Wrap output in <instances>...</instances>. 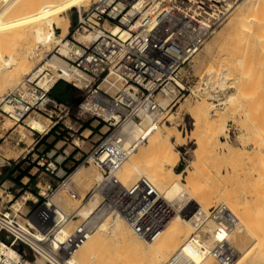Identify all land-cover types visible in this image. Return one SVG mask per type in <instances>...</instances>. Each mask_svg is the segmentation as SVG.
Returning <instances> with one entry per match:
<instances>
[{"label":"built area","instance_id":"2783aa9c","mask_svg":"<svg viewBox=\"0 0 264 264\" xmlns=\"http://www.w3.org/2000/svg\"><path fill=\"white\" fill-rule=\"evenodd\" d=\"M239 3L240 0H95L89 8L79 11L75 33H94L96 38L88 43L75 37L65 39L68 56L61 55L59 47L57 55L48 59V54L46 61L1 98L0 124L10 121L29 128L27 119L45 118L52 123L47 125L46 135L51 133L63 118L73 116V103L52 96L63 83L67 92L74 91L80 98L78 115L83 120L92 119L108 127L83 161L84 165L99 169L102 179L82 198L73 173L59 177V163L40 161L38 165L45 169V177L37 182L35 195L24 187H2L0 264H22L30 260L29 252L35 262L41 259L45 264H75L77 252L100 224L116 218L124 219L143 239L155 241L161 237L177 209L147 177L131 185L119 178V168L146 141L144 137L131 139L124 126L141 124L150 118L156 127L178 101L189 92L195 95L190 84L194 58ZM55 56L65 62L66 72L49 63ZM76 73L87 76L89 83L82 86L77 79L69 77ZM109 76L112 79L108 81ZM171 85L175 88L174 97L164 105L159 96L168 97L167 89ZM205 87L206 82L198 91L201 95L205 94ZM2 130L3 127L0 141L5 139ZM18 165L16 160H5L7 167ZM53 177L58 181L52 182ZM59 192L83 203L99 195L101 202L84 217L78 210L64 211L54 199ZM26 194L33 199H25L22 207L15 209V203ZM29 202L34 203L33 211L24 213L22 209L29 208ZM75 220L78 223L69 229ZM207 220L223 226L239 224V218L225 204L212 207ZM201 227L165 264H197L189 249L205 239ZM211 253L219 264H233L236 257L228 239L218 241Z\"/></svg>","mask_w":264,"mask_h":264},{"label":"rangeland","instance_id":"374dc122","mask_svg":"<svg viewBox=\"0 0 264 264\" xmlns=\"http://www.w3.org/2000/svg\"><path fill=\"white\" fill-rule=\"evenodd\" d=\"M93 1L94 0H92L90 5L93 3ZM253 2H257V0H254ZM0 3L1 9L4 5V2L0 0ZM87 8H82L79 10L78 8L67 7L65 11H62L61 15H67L70 19L69 33L67 35L68 38L65 37V39H70L73 37L77 39L80 34L75 33L79 11L83 12ZM263 15L264 14L262 12V17ZM232 19L233 16H231V18L228 19L229 21L227 20L226 23L204 43L200 52L194 58L190 68V72L192 74L190 84L192 85L191 90L195 92V95L192 94V92H189L185 98L178 101L176 105L171 110H169L166 117L159 120L158 126L165 131L171 132V134L176 137L173 140H177L175 147L179 152L180 158L175 170L177 172H184V176L181 180L185 184L193 186L195 183L194 181L193 183L188 184L189 174L186 172L187 170L192 169L190 163L192 161L193 164L198 165V169L201 171V174L206 176L210 180L211 184H213L216 188V190L213 188V194L216 191V194H214L215 196L220 197V193H222V196L233 199L232 206L228 207L237 215L240 223L243 225L244 231H242L241 235L244 239H239V235L236 233L235 236L233 235L234 239L232 236L230 237L231 239H229V241L232 247H234V243L237 249L241 247L239 250L243 254V261H245L244 263L264 264V260L258 258L255 253H247L253 246L254 240L251 238L250 230L248 227H246L252 224L254 225V223L257 224V218L259 220L260 215L261 217L264 216V37H260L261 39H258L259 36L257 37L258 34L256 32L252 33L254 36L252 34L249 35L251 38L255 37L250 39L248 35L246 36L244 33L242 34L239 32L242 35L237 33V37L239 36L240 39L247 37L245 41L247 42L248 40L249 42L247 44L250 45H246L244 47L246 44L245 43L244 45L242 44L243 47L240 48V40L238 39L237 41L236 36V38H234V36L233 38L227 37L228 39L221 41V43L212 50L211 55H208L207 51L210 44L212 43V40L217 36V34L225 29L226 25H228ZM262 25H264V23ZM262 25H259V27L262 28ZM261 28H259L257 31H262L264 26L263 29ZM13 31L14 29L10 32ZM57 32L59 36L61 35L62 30H58ZM261 34L259 33L260 36ZM4 37L9 39V36ZM6 38L4 39L6 40ZM17 38L15 37V39ZM19 40L15 41L18 42ZM11 41L9 42L6 40L5 44L6 47H9L11 43V51L14 49L17 50L18 47L20 48L21 44L24 46L22 40V42L19 41L18 43ZM236 41L238 43H236ZM245 41L243 39L242 43ZM7 42H9L8 45ZM29 43H31V41H29ZM17 44L18 47L15 48ZM12 48L14 49L12 50ZM41 48H36L38 51L37 55H31L32 59L30 58V61L33 63V67L35 68L43 61H46L48 54H50L48 59L54 55H57L56 53L58 49L55 48L54 45L51 49ZM40 50H42V52ZM238 51L239 53L237 54ZM39 53L41 55H38ZM234 55H236V57H234ZM39 56H41L43 60L40 59ZM239 57L244 59V62L241 60L243 65L241 62H239V64L241 63L240 65L238 63L236 64L235 61ZM242 58H239V61ZM210 69L215 71V75L211 77L209 75ZM224 72H229L230 74L228 77V85L233 86L231 92L235 90V86L239 84L242 85L244 82V93L242 95L239 94L238 100L232 104H222L217 106L220 102L218 103V101L215 99H211L210 96H213V94H219L216 91H221L219 82L222 79ZM204 82H206V85L209 83L210 93L201 95V93L198 91L200 90L201 86L204 85ZM64 88L65 86L63 83H61L55 89L52 96L55 98H63L73 103V116L71 119L67 117L63 118L51 133L46 135L45 132L42 135H38L31 131L27 126L14 125L10 121H7L5 125L0 124V128H4V130L1 131V134L5 136V139L0 141V196L3 195L4 188L11 187L13 183H15L16 188L19 189L24 187V190H28L35 195L34 192H38L35 184L41 178L45 177V169L38 165V162L40 161L43 163H46L47 161L59 163V177H63L66 172L68 174L74 173L80 166H85L90 170H92V168L93 170H99L94 165H84L83 161L87 154L91 151L92 147L96 145L102 138V135L108 131V127H105L104 124L99 125L97 121L92 119L89 121L83 120V118L78 115V103L80 98L76 96V92L74 91L64 93ZM6 91H4L1 95L4 96L11 90ZM3 96H1V98ZM224 96H226V94ZM224 96L222 95V97ZM162 98L165 97L159 96V100ZM203 99H205L209 104L216 105V107L212 108L214 112H211L213 117L210 122H207L199 111V105L202 101H204ZM215 111H218V116H214L216 113ZM197 118L201 119L199 127L194 126ZM42 120L46 122L47 125H52V123L45 118ZM218 120L225 122L226 131L220 133L219 141H216L213 134H218L220 129L218 126H215L213 122H217ZM94 127H97V129ZM7 130L9 131L7 132ZM178 135H180L179 139L177 138ZM198 139H200L205 146L203 156L200 161L196 159L194 153V150L198 147L196 144ZM147 143L148 140H146L143 145ZM226 143H229L236 148L238 156L236 155L237 157H233L234 159L228 157L225 145ZM43 156L46 157L45 160L41 159ZM6 159L16 160L19 162V167L12 171V167L5 166ZM34 160H36V162H33ZM26 177L31 178L30 182H28L29 180ZM51 181L57 182L58 178L53 177ZM24 182H28V185L24 186ZM196 182L199 183V181ZM76 184L82 198H84L86 194L96 185L94 182L90 183L83 180L76 181ZM217 190L220 191L218 194ZM23 194L24 191L18 194V198H20L19 196ZM209 195L213 196L211 193ZM215 196H213V203H210L208 205L209 207H207L208 212L212 207L219 204H224V202H217ZM29 197L33 199L31 195ZM54 199L61 205L62 209L68 213L77 211V209L80 208L82 204L87 202L84 201L83 203L81 201H74L65 192H59ZM29 206V208L24 207L22 211L24 213H27L28 211L32 212L34 203L29 202ZM240 206L241 208H239ZM242 207L243 210L244 208L247 210L244 211L250 213V216H246L247 213H245L243 217H251L252 222L251 218L248 217V219L252 224L248 223L249 221L246 225L244 224L245 220H248L245 219L246 217L242 218L244 219L243 221L241 220L239 215L242 216ZM234 209H236V211ZM185 210L187 212L188 206ZM23 220L24 219H21V221ZM259 221H261V219ZM77 223L78 222L76 220L72 221L68 228L70 229ZM205 223L202 224L201 232L204 234V238L206 240H211L212 234L210 231L212 226L210 225L212 223L210 224L208 221ZM245 233H247V235H245ZM236 238H238V240H236ZM235 240L237 241V244ZM216 243L217 242H215L214 245ZM182 244L183 243L181 242V245L173 250L174 253L183 246ZM26 252H29V250H26ZM174 253L171 252L168 259ZM29 257L30 260L26 261L35 262L30 252ZM244 257L246 258L244 259ZM215 261L218 263L216 259Z\"/></svg>","mask_w":264,"mask_h":264},{"label":"bare ground","instance_id":"6f19581e","mask_svg":"<svg viewBox=\"0 0 264 264\" xmlns=\"http://www.w3.org/2000/svg\"><path fill=\"white\" fill-rule=\"evenodd\" d=\"M2 1L4 2V5L0 9V98L1 96H3L1 94L4 91L15 90L23 77L30 74L33 68H35L33 67V63L30 61V58L33 55H37L38 51L36 48L42 47L43 49H51L54 45L55 48L59 47V53L61 55H69V46L65 40V37H67L69 33L70 19L67 15L62 16L61 13L62 11H65L67 7L78 8L79 10H81L82 8H87L92 2V0ZM253 1L254 0H242L239 3V5L231 14V16H233V19L230 20L225 29L217 34V36L212 40V43L210 44L207 51L208 55H211L212 50L216 46H218L221 41H224L229 37L233 38V36L234 38H236L237 33L239 35H242L244 33V35L249 36L252 33L257 32V37L259 36L258 39H261L260 37H264V25H262L264 23V15L262 17V12L264 14V0H257V2ZM94 2L95 0L93 1V3ZM231 16L229 18H231ZM259 25H262V28L259 27ZM259 28L263 29V32H258L257 30ZM13 29L14 31L10 32ZM58 30H62V33L59 36L57 32ZM115 31H117V29ZM239 32L242 34H240ZM261 32L263 35L261 34ZM157 33L160 34L161 31L158 29ZM259 33L261 34V36L259 35ZM10 34L13 36H11ZM3 35L7 37L9 36V39L4 37ZM14 36L17 39H15ZM95 36L96 35L94 33H80L77 37V40L80 42L88 43L93 41L96 38ZM4 38H6V40L9 42L11 41V38V42H17L15 40L20 39L19 41H23L24 46H22V44L20 45L19 43L21 47L19 48L17 44L15 48L18 47V49L16 50L12 48V50H14L11 51V43L9 47L7 46V48L5 46L6 40ZM249 38L252 39L255 37L251 38L249 36ZM238 39L240 40V48L243 47L245 43L246 44L244 45V47L246 45H250L247 44L249 42L248 40L247 42L245 41L247 37L240 39L238 36L237 41ZM243 39L245 41L244 43H242ZM29 41L33 43L31 44L29 43ZM237 41L236 43H238ZM9 42H7V45ZM40 51L42 52V50ZM40 53L38 55H41ZM238 53L239 51L237 52V54ZM39 57L40 59H42L41 56ZM234 57H236V55H234ZM239 58L237 60L235 59L236 64H239L241 60L242 62H244L243 58L240 59V61ZM49 63H54L55 65L62 67L66 72V64L61 57L55 56L52 60L49 61ZM209 75L210 77L215 75V71L213 69H210ZM229 75V72H224L223 77L219 82V87L222 92L219 90V92L216 91L219 94H213V96H210L211 99H215L216 101L220 102L217 106L222 104H232L236 100H238L239 94L242 95L244 93V82L242 83L241 81L240 82L242 83V85L239 84L235 86V90L231 92L233 86L228 85ZM69 77L77 79L79 81L78 83H80L82 86H85L90 81L87 76L80 73L73 74ZM110 79H112L111 76L107 78L108 81ZM114 86L116 88L120 87L119 85ZM209 88V83H207V87H205V94L210 93ZM174 91V86H169V89H167L168 97L162 98L160 102L164 105H167L169 101L174 97ZM225 94L226 96H224ZM222 95L224 97H222ZM203 100L204 101L201 100L202 102L199 105V111L202 114L203 118L207 122H210L213 117L211 112H214L212 108L216 107V105L209 104L206 101L207 98L206 100ZM214 116H218V111L214 114ZM200 123L201 119L197 118L194 126L199 127ZM213 123L220 129L218 134H213L215 136V140L219 141V134L226 131L225 122H221V120H218L217 122ZM27 124L31 131H36L42 134L45 133L47 127L46 122H44L43 120L35 119L33 117L27 119ZM124 130H126L130 134L131 139L137 140L144 137L145 140H148V143L145 145H143L144 143H141L138 146L137 150L133 153V155H131V157L127 161H125L124 164L119 168V178L124 184L127 185L131 183L133 184L137 179L141 177H147L161 191V193L164 194L166 199L172 202V204L177 209V213L166 226L161 237H159L155 241H148L135 234L129 224L122 218L108 220L104 223L102 222L94 235L77 252L73 261V263L75 264H165L170 253H174L173 250L179 247V245H181V242L183 243L182 245H186L187 241L197 232L196 230L202 224L208 221L207 216L209 212L207 210V207H209L208 205L210 203H213L214 201L213 196H215L214 194H216V191L213 194V188L215 187L213 184H211L210 180L206 176L201 174V171L198 169V165L193 164L192 161L190 162L192 169L187 170L186 172L189 174L188 184L193 183L194 181L195 183L193 184V186H189L181 180L184 176V172H177L175 170V167L178 165L180 158L179 152L175 147L177 140H173L176 137L171 134V132L159 128L158 125L156 127L153 126L150 118L145 119L141 124L127 123L124 126ZM177 138L179 139L180 135H178ZM196 144L198 147L194 150V153L196 159L200 161L202 159L205 146L200 139L196 141ZM225 145L228 157L235 158V156L238 154L236 152V148L229 143H226ZM73 178L75 182L78 180H83L85 182L87 181L90 183H98L102 179V174L99 170H93V168L92 170H90L85 166H80L73 173ZM196 181H199V183H197ZM218 192L220 191L217 190V194ZM210 193L213 196H210ZM220 194V197L215 196L217 202H224V204L231 207L233 199L231 198V200L226 196H222V193ZM27 195L29 194L24 195L23 199H19L15 203V209H19L20 207H22L25 199H27L28 201L31 199L29 197L30 195ZM100 202V196H94L83 206H79L80 208L77 209L78 214L84 217L88 216L92 211L96 209ZM52 205L54 207V204ZM187 206L188 210L186 214H184L182 210H185ZM239 208H241V206ZM234 210L236 211V209ZM244 210H246V208H244ZM244 210L242 207V216L239 215L242 221L244 220L242 218H245L250 214L246 212L247 210ZM57 211L58 213H60V215L63 214L60 208H58ZM245 213L247 214L245 217H243ZM248 217H246L245 219H248ZM259 218L262 222L257 218V224L254 223V225L251 223L252 218L251 222L249 221V219L245 220V225L248 221V223L252 224L246 227H248V229L250 230L251 238L254 240L253 246L251 247L250 251L247 250L249 251L247 253H255L258 258L264 260V220H262L264 219V216L261 217L260 215ZM208 222L210 224L212 223L210 225L212 226V229L210 231L212 234L211 240L202 239L198 241V244H196L195 247L189 249L191 256L197 264H218L216 263L211 253V249L215 242L224 241L226 239L229 240L231 239L230 237H232L233 235L235 236L236 233L237 235H239V239H244L241 235L242 231L244 230L243 225L240 223V221L237 226H223L212 221ZM245 235H247V233H245ZM236 240H238V238H236ZM236 240L235 242L237 244ZM232 248L236 255L233 264H246L244 263L245 261H243V254L239 250V248L241 247L237 249L234 243V247ZM245 258L246 257H244V259ZM22 264L45 263L43 260L39 259L36 262L23 261Z\"/></svg>","mask_w":264,"mask_h":264},{"label":"crops","instance_id":"0c3cea01","mask_svg":"<svg viewBox=\"0 0 264 264\" xmlns=\"http://www.w3.org/2000/svg\"><path fill=\"white\" fill-rule=\"evenodd\" d=\"M64 93H68V92L66 91L65 88H64ZM65 101H68V100H65ZM15 169H17V167H16V168H13L12 171L15 170ZM12 171H11V172H12ZM26 178H28V180H29L28 182H30L31 178H29V177H26ZM28 182H26V183L24 182V183H23L24 186H27V185H28ZM13 185H15V183H13ZM11 186H12V185H11ZM35 186H36V188H37V183L35 184ZM30 188H31V187H30ZM37 189H38V188H37ZM34 193H37V191H35Z\"/></svg>","mask_w":264,"mask_h":264},{"label":"trees","instance_id":"16d2710c","mask_svg":"<svg viewBox=\"0 0 264 264\" xmlns=\"http://www.w3.org/2000/svg\"><path fill=\"white\" fill-rule=\"evenodd\" d=\"M58 100L60 101H65L66 99H63V98H57ZM19 167V165L17 166V168Z\"/></svg>","mask_w":264,"mask_h":264}]
</instances>
